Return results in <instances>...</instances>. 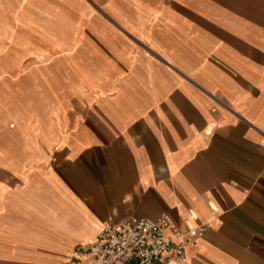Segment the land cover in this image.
I'll list each match as a JSON object with an SVG mask.
<instances>
[{
  "label": "crops",
  "instance_id": "0c3cea01",
  "mask_svg": "<svg viewBox=\"0 0 264 264\" xmlns=\"http://www.w3.org/2000/svg\"><path fill=\"white\" fill-rule=\"evenodd\" d=\"M0 100V264L163 214L264 264V0H0Z\"/></svg>",
  "mask_w": 264,
  "mask_h": 264
},
{
  "label": "built area",
  "instance_id": "2783aa9c",
  "mask_svg": "<svg viewBox=\"0 0 264 264\" xmlns=\"http://www.w3.org/2000/svg\"><path fill=\"white\" fill-rule=\"evenodd\" d=\"M207 226L180 230L167 214L157 219L130 217L104 223L98 240L77 252L90 264H187L186 249L196 245Z\"/></svg>",
  "mask_w": 264,
  "mask_h": 264
},
{
  "label": "rangeland",
  "instance_id": "374dc122",
  "mask_svg": "<svg viewBox=\"0 0 264 264\" xmlns=\"http://www.w3.org/2000/svg\"><path fill=\"white\" fill-rule=\"evenodd\" d=\"M60 58V56H57V58ZM45 74L47 73L46 71H43ZM61 73H63V71L61 72ZM57 76H56V83L54 84L55 86V90L56 91H58V90H60V91H62V83H61V81H59V82H57ZM10 108L11 107H9V105L8 104H6L3 100H0V110H4V109H6V110H9L10 111ZM12 109V108H11ZM13 110V109H12ZM14 111V110H13ZM12 123H14V121L12 122ZM11 124H8V126H10Z\"/></svg>",
  "mask_w": 264,
  "mask_h": 264
}]
</instances>
